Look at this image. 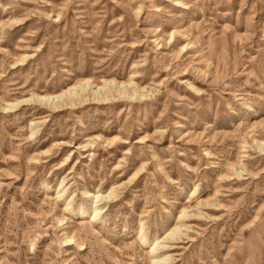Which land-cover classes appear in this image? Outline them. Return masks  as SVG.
<instances>
[{"label": "rangeland", "instance_id": "obj_1", "mask_svg": "<svg viewBox=\"0 0 264 264\" xmlns=\"http://www.w3.org/2000/svg\"><path fill=\"white\" fill-rule=\"evenodd\" d=\"M0 264H264V0H0Z\"/></svg>", "mask_w": 264, "mask_h": 264}, {"label": "bare ground", "instance_id": "obj_2", "mask_svg": "<svg viewBox=\"0 0 264 264\" xmlns=\"http://www.w3.org/2000/svg\"><path fill=\"white\" fill-rule=\"evenodd\" d=\"M100 89L101 88H99V89H97V91L99 90L100 91ZM75 92H76V90H75V88L74 89H69L68 91H66V92H64V93H62L61 95H58V96H55V97H48V98H41V97H39V102H47L48 104L50 103V102H52V103H56L57 101H61V99H63V98H65V97H71L72 95H74L75 94ZM99 93V92H98ZM97 94V93H96ZM66 99V98H65ZM64 100V99H63ZM67 100V99H66ZM25 102V101H24ZM22 102H20V104H21ZM58 103H60V102H58ZM19 104V103H18ZM19 104V105H20ZM43 104V103H42ZM48 104H47V106H48ZM56 105V104H55ZM58 105V104H57ZM56 105V106H57ZM18 105L16 104V106H15V108L17 107ZM54 106V105H53ZM52 107V106H51ZM50 107V108H51ZM88 196L89 197H93L94 199H96V200H98V199H100V201H101V199H103L104 197L103 196H100L99 194L98 195H93V194H90V193H88ZM111 198V197H110ZM95 212H96V214H98L99 213V211L98 210H96L95 209ZM168 236H173V234L172 233H170L169 232V234H168Z\"/></svg>", "mask_w": 264, "mask_h": 264}]
</instances>
